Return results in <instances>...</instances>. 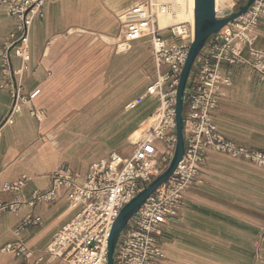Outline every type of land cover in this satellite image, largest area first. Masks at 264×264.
Wrapping results in <instances>:
<instances>
[{"label":"crops","instance_id":"0c3cea01","mask_svg":"<svg viewBox=\"0 0 264 264\" xmlns=\"http://www.w3.org/2000/svg\"><path fill=\"white\" fill-rule=\"evenodd\" d=\"M145 1L46 0L29 27V58L24 59L14 49L9 53L21 22L0 0V204L29 201L48 190L59 169L84 177L94 163L128 150V138L157 105L148 96L128 109L154 73L151 45L142 40L119 55L109 39L119 36L120 17ZM256 47L264 50V20ZM244 56L249 58L248 52ZM222 69L233 85L214 111L218 130L230 141L264 152V82L250 65L224 63ZM137 75L143 77L138 88ZM15 103L20 112L5 123ZM24 177L29 181L20 192L4 191ZM68 194L63 189L52 204L4 212L0 250L20 241L35 258L44 253L78 212ZM37 218L41 224L17 234L26 220ZM263 227L264 169L210 152L180 216L161 228L166 258L158 264H264ZM0 264L26 261L0 252Z\"/></svg>","mask_w":264,"mask_h":264},{"label":"built area","instance_id":"2783aa9c","mask_svg":"<svg viewBox=\"0 0 264 264\" xmlns=\"http://www.w3.org/2000/svg\"><path fill=\"white\" fill-rule=\"evenodd\" d=\"M2 1L8 5L9 14L21 22L20 37L13 49L27 59L28 30L34 18L42 15L46 0ZM189 2L146 0L120 17L121 32L109 39L115 53L127 54L137 42L147 40L154 69L145 93L131 102L128 109L149 96L157 102L153 113L142 124L144 128L128 138V150L114 152L108 159L94 163L84 177L62 168L53 174L51 187L34 193L31 200L0 204V225L4 212L16 213L24 205L52 204L63 189L69 192L70 207L78 211L37 258L20 241L4 246L1 254L22 258L26 264H108L109 239L116 219L126 205L166 172L175 155L177 90L195 39V17L188 14L185 20L178 19L182 6ZM242 5L243 1L236 0L232 6L219 10L216 0V16L224 19ZM160 19L167 23L161 25ZM263 20L264 0H255L246 14L226 25L204 48L192 87L187 91L183 159L175 173L152 193L128 223L119 242L116 264H158L166 258L159 239L161 228L180 216L190 188L201 179L210 152L244 158L264 169V152L228 140L214 122L220 97L233 85L230 73L222 69L224 63L250 65L264 82V50L256 47L257 31ZM245 52L249 58L244 56ZM37 94H32L31 99ZM18 112L20 107L15 103L5 123L12 122L13 114ZM28 181L24 177L5 186L4 191L20 192ZM41 222L40 218L26 220L17 234ZM263 241L264 227L260 236V242ZM257 258L261 259L259 249Z\"/></svg>","mask_w":264,"mask_h":264},{"label":"water","instance_id":"95a60500","mask_svg":"<svg viewBox=\"0 0 264 264\" xmlns=\"http://www.w3.org/2000/svg\"><path fill=\"white\" fill-rule=\"evenodd\" d=\"M254 1L255 0H247L236 13L224 19H218L216 16V0H195V39L190 47L189 55L183 68L177 90V146L175 155L166 172L148 185L126 205L116 219L109 239L108 264H116V255L120 239L132 217L138 213L152 193L168 181L183 159L186 147L184 114L187 102V91L192 87L195 78V68L200 61L201 53L215 34L221 31L231 21L246 14L253 6ZM15 45L16 44L11 46L9 53L13 50Z\"/></svg>","mask_w":264,"mask_h":264},{"label":"bare ground","instance_id":"6f19581e","mask_svg":"<svg viewBox=\"0 0 264 264\" xmlns=\"http://www.w3.org/2000/svg\"><path fill=\"white\" fill-rule=\"evenodd\" d=\"M219 7H220V0H217V9H219ZM194 10H195V0H190L189 3L182 6L178 21L185 20L187 18L188 14L193 17L194 16ZM159 23L161 25H164L167 22L164 19H160Z\"/></svg>","mask_w":264,"mask_h":264},{"label":"rangeland","instance_id":"374dc122","mask_svg":"<svg viewBox=\"0 0 264 264\" xmlns=\"http://www.w3.org/2000/svg\"><path fill=\"white\" fill-rule=\"evenodd\" d=\"M236 2V0H220V9L221 8H225V7H230L232 6L233 2ZM243 1V3L245 4L247 0H241ZM96 41V39H94L91 44H93L94 42ZM143 81V77L141 75H137L136 76V88H138V84H140L141 82ZM144 127H141L139 129H142ZM138 130H136V132L134 133H137ZM78 213V212H77Z\"/></svg>","mask_w":264,"mask_h":264}]
</instances>
